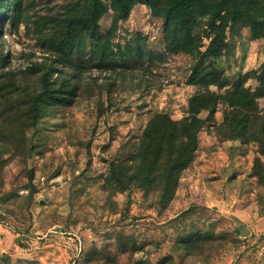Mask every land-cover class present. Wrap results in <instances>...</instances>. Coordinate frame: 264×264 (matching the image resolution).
<instances>
[{
	"label": "rangeland",
	"instance_id": "obj_1",
	"mask_svg": "<svg viewBox=\"0 0 264 264\" xmlns=\"http://www.w3.org/2000/svg\"><path fill=\"white\" fill-rule=\"evenodd\" d=\"M68 1L21 0L18 23L2 25L0 48L9 61L0 72H16V83H28L21 88L39 85L29 68L52 59L29 21L62 11ZM111 17V10L101 17L103 29ZM134 32L163 51L162 22L144 4L132 8L112 40L132 43ZM234 39L232 56L221 62L223 83L264 61L263 37L252 40L242 28ZM192 63L186 54L144 58L120 74L85 69L80 82L65 68L67 84L80 83L72 103L48 106L25 131L23 147L0 143V225L12 236L8 248L0 247V264H264V183L251 174L254 158L264 165V156L254 141L222 138L224 105L198 132L194 157L165 206L140 184L118 189L109 178L110 164L132 154L154 111L185 115L197 90L186 83ZM50 80L58 82L56 74ZM257 85L252 77L244 82L250 90ZM257 104L264 108V96ZM196 232L201 237L194 239ZM183 243H192L188 251Z\"/></svg>",
	"mask_w": 264,
	"mask_h": 264
},
{
	"label": "trees",
	"instance_id": "obj_2",
	"mask_svg": "<svg viewBox=\"0 0 264 264\" xmlns=\"http://www.w3.org/2000/svg\"><path fill=\"white\" fill-rule=\"evenodd\" d=\"M136 4L146 5L151 15L161 20L163 51L146 47L147 37L141 32L133 33L132 43L122 45L112 40L119 23L128 18ZM109 10L111 21L103 29L100 19ZM21 15V0H0V30L5 20L17 24ZM29 23L34 26L40 47L52 59L29 68L30 74H39V85L32 89L21 88L27 86L25 80L16 83V72H0V143L15 140L16 146L23 147L25 131L43 118L48 106L72 103L85 69L120 74L144 58L164 61L167 55L186 54L193 59L186 83L197 90L187 99L185 115L172 119L166 112L154 111L133 143L132 154L110 164L112 183L118 189L140 184L165 206L194 157L198 132L213 122L219 104L224 105L218 130L222 138L254 141L258 153L264 156V108L257 104V99L264 96V61L221 82V62L232 56L234 38L240 30L248 28L252 40L264 38V0H69L62 11L38 15ZM8 61L0 48V65L4 68ZM66 67L79 82L67 84ZM20 73L23 78L30 76L24 75L25 71ZM54 74L58 82L50 80ZM248 77L258 82L254 90L244 87ZM213 84L217 90L228 87L217 92L209 88ZM21 90L24 92L14 99L13 92ZM251 174L264 183V165L258 157L253 160ZM192 236L196 239L201 233ZM191 244L183 243L182 248L188 251Z\"/></svg>",
	"mask_w": 264,
	"mask_h": 264
},
{
	"label": "crops",
	"instance_id": "obj_3",
	"mask_svg": "<svg viewBox=\"0 0 264 264\" xmlns=\"http://www.w3.org/2000/svg\"><path fill=\"white\" fill-rule=\"evenodd\" d=\"M11 238L10 231L6 227L0 225V247H5V249L8 248L10 246Z\"/></svg>",
	"mask_w": 264,
	"mask_h": 264
},
{
	"label": "water",
	"instance_id": "obj_4",
	"mask_svg": "<svg viewBox=\"0 0 264 264\" xmlns=\"http://www.w3.org/2000/svg\"><path fill=\"white\" fill-rule=\"evenodd\" d=\"M248 231V229H246V228H243V229H240V234H244L245 232H247Z\"/></svg>",
	"mask_w": 264,
	"mask_h": 264
}]
</instances>
